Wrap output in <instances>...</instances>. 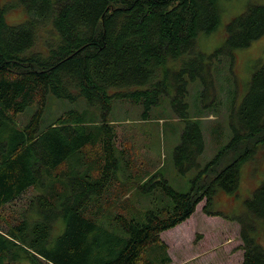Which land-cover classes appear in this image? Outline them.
I'll use <instances>...</instances> for the list:
<instances>
[{
    "label": "trees",
    "instance_id": "1",
    "mask_svg": "<svg viewBox=\"0 0 264 264\" xmlns=\"http://www.w3.org/2000/svg\"><path fill=\"white\" fill-rule=\"evenodd\" d=\"M10 5L22 7L27 17L7 23L8 5L0 0V264H153L144 258L152 243L165 249L160 264H169L160 236L188 219L200 202L205 215L240 224V264H264V246L256 236L264 225V181L244 200L243 212L224 215L210 208L218 189L236 191L246 154L264 145V62L238 105L235 136L186 192L174 190L157 172L140 179L105 117L88 119L70 110L39 127L48 95L71 102L83 98L88 106L100 105L102 116L113 98L128 99L143 104L144 117L168 96L174 112L188 119V83L209 67L196 37L218 25L219 0H14ZM225 30L226 46H247L264 34V6L250 5ZM34 103L35 114L19 123L18 114ZM187 123L174 152L178 167L202 153L199 124ZM245 138L247 150L240 147L219 166L221 153L244 145ZM145 184L161 188L169 201L147 209L143 220L122 215L135 208L123 200L129 189Z\"/></svg>",
    "mask_w": 264,
    "mask_h": 264
},
{
    "label": "rangeland",
    "instance_id": "2",
    "mask_svg": "<svg viewBox=\"0 0 264 264\" xmlns=\"http://www.w3.org/2000/svg\"><path fill=\"white\" fill-rule=\"evenodd\" d=\"M3 1L8 5L4 14L7 23L15 25L26 19L27 14L22 7L10 5L14 0ZM250 5L264 6V0H219L218 25L213 31L200 33L196 37L197 51L204 54V62L209 63V67L202 77H195L188 83V119L180 118L174 112L168 96L162 98L159 106H152L147 117H144L143 104L128 99L113 98L111 110L102 116L100 105L88 106L83 98L71 102L48 95L39 118V127L44 128L70 110H79L88 119L98 117V120H102L105 117L107 124L117 133V144L124 149L126 159L136 167L135 174L140 175V179L157 172L174 190L188 191L192 180L235 136L238 105L249 90L252 74L264 62V34L244 47L231 48L225 43L226 25ZM203 82H207L206 88ZM203 90L205 92L202 94ZM36 110L35 103L27 106L18 114L19 123L29 122ZM188 120L199 124L202 153L196 154L190 161L185 160L178 167L174 152L183 141L184 131L188 130ZM244 140V145L241 142V145L221 153L223 157L219 166L234 159L240 147L247 150L250 139ZM87 151L91 150L87 148ZM246 155L247 158L239 166L240 180L236 191L228 193L218 189L210 206L212 210L219 209L224 215L243 212L244 200L264 181V145L258 144L253 152ZM115 157L117 166L121 167L119 176H122L124 165L120 163L121 153H116ZM138 180L139 177L122 185L130 186ZM26 194L19 196L14 206L16 210L29 196L28 192ZM163 198L166 197L162 189L150 184H145L143 188H130L123 200L135 208L121 214L126 217L141 216L143 220L147 209H155ZM202 203L197 205L188 219L161 234V239L167 245L166 252L171 257L169 264H240L242 251L237 248L240 244V224L221 216L205 215L201 210ZM14 208H7L10 209L8 212L11 213ZM256 236L264 246V225L258 228ZM164 250L159 244L152 243L146 247L144 258L153 264H160Z\"/></svg>",
    "mask_w": 264,
    "mask_h": 264
}]
</instances>
